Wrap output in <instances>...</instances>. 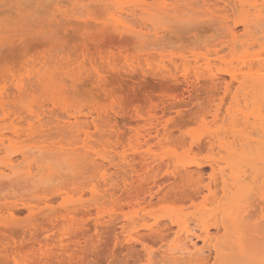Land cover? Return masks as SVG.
<instances>
[{"label":"rangeland","instance_id":"1","mask_svg":"<svg viewBox=\"0 0 264 264\" xmlns=\"http://www.w3.org/2000/svg\"><path fill=\"white\" fill-rule=\"evenodd\" d=\"M236 3L264 14V0H0V166L17 164L0 177V264H148L179 224L215 240L159 264H264V166L240 147H264V23H238ZM35 145L76 152H36L28 178L20 155Z\"/></svg>","mask_w":264,"mask_h":264},{"label":"bare ground","instance_id":"2","mask_svg":"<svg viewBox=\"0 0 264 264\" xmlns=\"http://www.w3.org/2000/svg\"><path fill=\"white\" fill-rule=\"evenodd\" d=\"M235 9L238 7V6H241L240 7V10L238 9L237 11H238V14H237V19H238V23L240 22V24H242L243 26H245V27H247V26H249V27H251L252 25L251 24H253L254 25V23H260V22H263L264 23V14L261 12V11H258L256 14H255V16H253V17H255L254 19H255V22H253L251 19H249V15L251 16V14H249V12H247L246 11V7H245V5H244V3H236L235 5ZM239 8V7H238ZM76 11V10H75ZM236 11V12H237ZM249 11V10H248ZM78 12V11H77ZM81 12V11H80ZM24 13V12H23ZM79 13V12H78ZM123 20V19H122ZM121 20V21H122ZM153 20H154V18H153ZM198 20V19H197ZM201 20V19H200ZM207 19H205L204 21H203V23L206 21ZM195 21V20H194ZM208 21V20H207ZM125 22V21H124ZM153 22V21H152ZM120 23V22H119ZM128 23V22H127ZM206 23V22H205ZM156 24V23H155ZM125 29H127V28H125ZM130 29V28H129ZM158 29V28H157ZM131 31V30H130ZM133 31V30H132ZM264 64V63H263ZM262 64V65H263ZM170 76H174V75H170ZM173 79H174V81L175 80H179V78H177V77H173ZM18 90H19V92L20 93H22L23 92V85L22 84H20V85H18ZM228 88V87H227ZM22 99V98H21ZM0 101H1V103L2 104H5V103H7V100H6V98H5V96H1L0 97ZM19 103H21L20 102V100H19ZM29 110V109H28ZM69 116V118H68V120H67V124H68V126L69 127H72V128H75V127H77L78 125H80V117L81 116H77L76 114H70V115H68ZM33 118H35V115L33 116ZM37 118V121L38 122H40L41 123V120L43 119H41L40 118V116H37L36 117ZM33 121V120H32ZM36 121V120H35ZM44 122V121H43ZM38 126V125H37ZM36 126V124H35V122H29L28 123V128L25 130L26 131V134L27 135H29V136H35V133L38 131V127ZM41 126V125H40ZM94 126H96V125H94ZM36 127H37V129H36ZM19 130H20V128H18V129H15V132L14 133H16V134H18L19 133ZM97 130V129H96ZM43 131V130H42ZM90 131H87V133L85 134L86 135V137L85 138H83L82 140H83V143L84 144H82L84 147H86V146H88L87 145V142L89 141V139L91 138L90 136V133H89ZM6 134V133H5ZM4 133H2V134H0V153L2 152V151H4V152H7V147H8V144H7V142H9L10 141V138H7L6 136H7V134L5 135ZM37 134V133H36ZM40 134V133H39ZM94 134V133H93ZM84 135V134H83ZM243 135V134H242ZM94 136V135H93ZM150 136V133H147V135H143L142 137L143 138H138V140L139 141H141V140H143V141H145V142H149L148 140L150 139H148L147 137H149ZM151 137V136H150ZM247 137V136H246ZM34 138V137H33ZM248 138L249 137H247V141L245 140V138L244 139H241L240 140V147H241V152L244 154V155H246V154H248L249 156L250 155H252V158H255V159H259V160H261V162H259L258 161V164L257 165H254V166H258L259 164L260 165H262V168H263V166H264V147H261L260 146V144H259V141H257V140H249L248 141ZM251 138V137H250ZM81 139V138H80ZM210 141V143H212V140L211 139H209ZM243 140H244V142H243ZM208 142V143H209ZM10 143V142H9ZM93 143V142H92ZM221 143V142H220ZM222 144V143H221ZM247 144V145H246ZM42 145H43V143H42ZM37 146V145H35V146H29V147H27V150H25V151H20L21 152V154L22 155H20V156H22V159H24L25 161H27V169H28V175L29 176H25V177H28V178H30V176L32 177L33 176V167H34V164H36L35 163V157H37L38 156V154H39V157H41V156H44V154L45 153H52V155L50 156V158H59L60 156L63 158V157H65V159H66V156H68V155H70V154H74V151L76 150V148L75 147H64V146H57V147H55V146H53L52 148H47V145L46 146ZM50 145V144H49ZM77 148H78V146H76ZM83 147V148H84ZM222 147H225V149L227 150V152H229V154L231 155V154H233V153H235V155L238 153L237 151H238V148L236 147V145H235V142H232V143H227V144H223L222 145ZM249 147V148H248ZM33 148H35V149H33ZM28 149H29V151H28ZM37 149V150H36ZM82 150V149H81ZM88 150V149H87ZM38 154H37V153ZM76 152V151H75ZM49 153V154H50ZM36 155L37 154V156H35V157H33V155ZM85 154V153H84ZM227 154V153H226ZM242 154V156L243 157H241L242 159L244 158V155ZM46 155V154H45ZM234 155V154H233ZM239 155H240V153H239ZM1 156V155H0ZM71 156V155H70ZM69 156V157H70ZM18 157V156H17ZM49 157V156H48ZM47 157V158H48ZM122 157H123V159H127V158H124V155H122ZM234 157V156H233ZM232 157V158H233ZM237 157H238V155H237ZM240 157V156H239ZM42 158V157H41ZM85 158V157H84ZM6 160L4 161V164L2 165V167L0 166V177L1 178H12V176L13 175H16L15 173H16V171H15V169H16V167H17V164H15L16 162L14 161V156L13 157H11V156H8L7 158H5ZM40 159V158H39ZM122 159V160H123ZM38 160V159H37ZM36 160V161H37ZM68 160H69V158H68ZM52 161V160H51ZM54 161V160H53ZM64 161H67V160H64ZM221 161V160H220ZM229 161V160H228ZM257 161V160H256ZM40 162V161H39ZM39 162L37 163L38 165H39ZM222 162V161H221ZM240 162V161H239ZM41 163H44V161L42 160V162H40V164ZM233 163H236L235 161H233L232 162V164ZM240 163H242V161L240 162ZM2 164V162L0 163V165ZM52 164V163H51ZM59 164V163H58ZM238 163H236V165H237ZM228 165H229V163H228ZM231 165V164H230ZM244 165V164H243ZM232 166V165H231ZM38 167H40V166H38ZM230 167V166H229ZM25 168H26V166H25ZM49 168V167H48ZM227 168V167H226ZM56 169V168H55ZM101 169V168H100ZM258 169V168H257ZM259 170V169H258ZM106 171V170H105ZM244 171V170H243ZM239 172V171H238ZM245 172V171H244ZM38 173H39V169H38ZM252 173H253V171H252ZM252 173H250L249 172V175H247V179H248V177H250V174H252ZM106 176H107V174L106 173H104ZM262 174V172H260V171H256L255 172V174L252 176V179H253V181H257V179L258 178H260V175ZM239 175V174H238ZM243 175V174H242ZM242 175H240V176H242ZM105 176V177H106ZM17 177V176H16ZM35 177V176H34ZM238 177V176H237ZM244 177V176H243ZM246 177V176H245ZM20 178V177H19ZM239 178V177H238ZM4 179V180H5ZM13 179V178H12ZM108 179V178H107ZM237 178H235V180H236ZM244 179H246V178H244ZM105 180V179H104ZM240 180V182H241V180L243 181V178H240L239 179ZM13 181V180H12ZM2 182H4V181H2ZM7 182V181H6ZM224 182L226 183V180H225V178H224ZM94 183V182H93ZM257 184V183H256ZM255 184V185H256ZM224 186V185H223ZM262 186H264L263 184L260 186V188L262 187ZM99 186H97V185H94L92 188H91V194H92V196H95V198L99 195V194H101L100 193V190H99V188H98ZM224 188V187H223ZM253 188V187H252ZM264 187H262V189H263ZM255 190V189H254ZM253 190V191H254ZM253 191H251V192H253ZM258 192L256 191L255 192V194L254 195H256ZM102 195V194H101ZM101 195H99V197H101ZM248 195V194H247ZM246 195V196H247ZM244 196V195H243ZM242 196V197H243ZM82 197V196H81ZM234 197V196H233ZM232 198V197H231ZM257 198H258V196H257ZM65 199H66V197H65ZM74 199V201H75V197L73 198ZM77 199V198H76ZM242 199H244V198H242ZM71 201H73L72 199H70ZM80 200H83V199H80ZM80 200H77V201H80ZM96 200V199H95ZM68 201H69V199H68ZM71 201H70V203H71ZM73 201V202H74ZM76 201V202H77ZM244 201V200H243ZM242 201V202H243ZM245 201H247V199L245 198ZM262 201H264V199H262ZM66 202H67V199H66ZM82 202V201H81ZM235 202H236V200H235ZM235 202H233V203H235ZM241 202V203H242ZM65 202L63 201V203L62 204H64ZM244 204H245V202H243ZM68 204V203H67ZM237 204V203H236ZM249 204V203H248ZM250 205V204H249ZM233 206H234V204H233ZM240 206V205H239ZM247 206V205H246ZM230 207V206H229ZM250 207V206H249ZM233 208V207H232ZM243 211V210H242ZM248 211V210H247ZM249 211H250V209H249ZM36 213V212H35ZM37 213H39V211H37ZM36 213V214H37ZM34 214V213H33ZM68 214V213H67ZM14 215V214H13ZM32 214H30V216H31ZM38 215V214H37ZM34 216V215H33ZM65 216V215H64ZM262 218V217H261ZM1 219V218H0ZM68 219V218H67ZM188 222V221H187ZM262 222V221H261ZM179 224V223H178ZM188 224V223H187ZM179 226V229H178V231H177V236H176V240H175V242L170 246V247H168V249H163V250H161V251H159V252H157V253H154L153 251H147V262H148V264H159V263H162L163 261H165V260H171V261H173L174 262V260H177V261H179L180 262V260H179V255H181V256H184V257H187V256H190L191 258L192 257H194V256H200V255H203L204 254V252H205V250H206V248L207 247H209L210 248V246H212V244L210 245V243H212V241L213 240H215L214 239V237H213V235H211L210 234V230H209V227L206 225H203L202 227H201V231H202V233H198L195 229H192V228H190V227H188L187 225L185 226H182L181 224H179L178 225ZM244 228V227H243ZM243 228H240V235H239V238L241 239V240H236L237 238H238V236H237V238L236 239H234V240H236V242H238V243H240V247H242V248H240V250H241V252H243L242 250H244V254H245V251H246V249H247V247L249 246V244L251 243V240H248L247 239V237L248 236H244V234H245V230H243ZM150 230L154 233V234H157V236L158 237H162L163 235H164V232H163V230L161 229V230H159V229H154L153 227H151L150 228ZM159 230V231H158ZM241 230H243V231H241ZM241 232H244L243 234L241 233ZM259 235L260 234H264V233H258ZM242 235V236H241ZM259 235H258V237H259ZM76 236V235H75ZM74 236V237H75ZM79 236V235H78ZM261 236V235H260ZM166 237L164 236L163 238H162V240H164ZM238 238V239H239ZM73 239H75V238H73ZM258 239H262V241H264V236L262 235L261 236V238H258ZM64 240V239H63ZM233 240V241H234ZM68 241V240H67ZM71 241V240H70ZM199 241H201L202 243H203V245L202 246H199V244H198V242ZM65 242V243H64ZM71 243H72V241H71ZM71 243H66V241H60L59 242V247H60V249L62 250V253L64 254V252H70L71 253V257H72V255H74L72 252H73V244H71ZM74 243V242H73ZM79 242H77V239H76V244H78ZM81 243V242H80ZM72 245V247L70 246V245ZM142 244L144 245V242H142ZM241 244H242V246H241ZM74 246H75V243H74ZM79 246V245H78ZM72 248V250H69V249H71ZM216 248H217V246H216ZM263 248H264V246H263ZM219 250V249H218ZM60 251V250H59ZM58 251V252H59ZM64 251V252H63ZM210 251V250H209ZM240 251L238 252L239 254L241 253ZM76 253V252H75ZM56 254V253H55ZM242 254V256L244 255L243 253H241ZM241 256V255H240ZM241 256V257H242ZM75 257V256H74ZM184 259V258H183ZM238 259H239V257H238ZM261 259H263V258H260L259 260H261ZM192 260V259H191ZM196 260V259H195ZM237 260V259H236ZM241 260V259H240ZM258 260V261H259ZM41 261V260H40ZM40 261H38V262H40ZM184 261V260H183ZM258 261H255V262H258ZM176 262V261H175ZM240 262V261H239ZM238 262V263H239ZM243 262H244V260H243ZM245 262H246V264H251V261L248 263V261L247 260H245ZM244 262V263H245ZM261 262V261H260ZM168 263H170V262H168ZM241 263V262H240ZM254 263V262H253ZM252 263V264H253ZM264 263V262H263ZM176 264V263H175ZM243 264V263H242Z\"/></svg>","mask_w":264,"mask_h":264}]
</instances>
